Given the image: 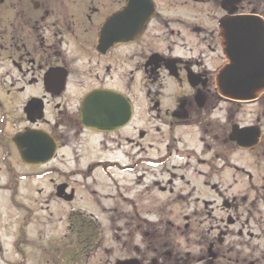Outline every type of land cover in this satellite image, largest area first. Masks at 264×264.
<instances>
[{
    "label": "flooded vegetation",
    "instance_id": "obj_1",
    "mask_svg": "<svg viewBox=\"0 0 264 264\" xmlns=\"http://www.w3.org/2000/svg\"><path fill=\"white\" fill-rule=\"evenodd\" d=\"M248 15L264 22V0H0L4 188L16 192L17 182L31 177L24 169H45L55 158L24 162L14 141L22 132L50 135L56 153L72 151L77 167L84 137L100 136L92 151L115 157L88 163V176L100 167L112 179L121 170L135 172L134 165L140 182V168L162 162L163 179L151 183L167 194L162 204L171 203V218L140 216L134 208L128 220L120 212L141 243L105 264H264V91L235 100L216 87L227 62L220 21ZM94 92L116 96L114 113L96 108L105 103L97 98L88 112L92 127L110 130L81 121L82 102ZM117 154L136 161L128 165ZM60 184L62 196L72 193L74 200L68 181L55 185V196ZM115 194L105 198L132 200L118 187ZM67 223L69 235L54 244L51 259L81 264L98 248L100 223L80 214ZM26 237L24 246L47 257L45 247Z\"/></svg>",
    "mask_w": 264,
    "mask_h": 264
},
{
    "label": "rangeland",
    "instance_id": "obj_2",
    "mask_svg": "<svg viewBox=\"0 0 264 264\" xmlns=\"http://www.w3.org/2000/svg\"><path fill=\"white\" fill-rule=\"evenodd\" d=\"M99 138L100 136L91 134L84 137L81 148L83 156L78 161L79 167L72 151L59 150L45 169H24L25 172H31V177L20 179L17 182L16 192L4 188L6 177L0 172V264H57L56 259H51L56 252L51 251L54 250L56 242H59L57 246L65 242L66 236L69 235L67 219L77 214L84 217L92 216L100 223L101 241L96 246L98 248L88 256H84L80 261L81 264H105L108 260L113 262L125 256L128 249L141 243L136 231H132L130 235L134 227L123 226L126 217L120 212H125L128 220L132 215L134 216V208L140 216L171 218L168 214L171 203L162 204L163 201H167V194L158 192L151 183L153 179H163L162 174L159 173V170L164 168L162 162L156 167L148 168L145 165L140 168L145 169V177L138 182V176L135 174L138 168L133 165L136 160L131 162V159H121L117 154L116 157L123 162L133 165L135 172L121 170L119 174H111L112 179H110L100 171L99 167L88 176L89 172L85 168L88 163L99 158L103 160L115 157L107 153L98 155L92 151L93 145ZM134 151L132 150L131 153ZM43 170L47 171L45 175H35ZM62 181H68L70 186L76 188L74 200L66 202L55 196V185ZM115 182L119 191L132 199L133 203L129 202L125 205L119 200L111 201L105 198L106 194L117 195ZM94 188L97 194H92ZM96 201L100 203L97 204ZM24 233L34 244L45 247L47 257L43 256L42 260L38 247L24 246L20 239ZM15 239L20 241L16 242ZM61 258L63 261L67 258L64 252ZM47 259H49L48 263H46Z\"/></svg>",
    "mask_w": 264,
    "mask_h": 264
},
{
    "label": "water",
    "instance_id": "obj_3",
    "mask_svg": "<svg viewBox=\"0 0 264 264\" xmlns=\"http://www.w3.org/2000/svg\"><path fill=\"white\" fill-rule=\"evenodd\" d=\"M220 38L226 63L216 76V87L219 93L235 100H253L264 91V22L255 16H240L223 18L220 21ZM102 99L105 103L96 108L110 109L114 113L117 109L115 98L111 93L94 92L87 96L81 106L82 123L85 127L98 131L109 128L92 127L88 118L91 101ZM131 106L128 104L124 116L129 119ZM21 159L33 165L50 162L57 150L53 138L36 130H26L14 139ZM65 184L57 186L56 196L69 201L72 193L62 196ZM133 264V261H128ZM118 262L117 264H123Z\"/></svg>",
    "mask_w": 264,
    "mask_h": 264
},
{
    "label": "trees",
    "instance_id": "obj_4",
    "mask_svg": "<svg viewBox=\"0 0 264 264\" xmlns=\"http://www.w3.org/2000/svg\"><path fill=\"white\" fill-rule=\"evenodd\" d=\"M79 235H80V237H79L80 239H81L82 237H84V234H83V233H80Z\"/></svg>",
    "mask_w": 264,
    "mask_h": 264
}]
</instances>
